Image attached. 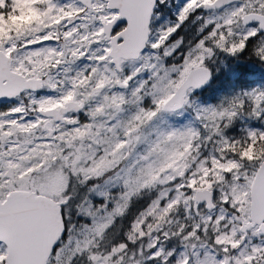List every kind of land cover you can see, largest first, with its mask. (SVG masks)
<instances>
[{"label": "snow or ice", "instance_id": "snow-or-ice-1", "mask_svg": "<svg viewBox=\"0 0 264 264\" xmlns=\"http://www.w3.org/2000/svg\"><path fill=\"white\" fill-rule=\"evenodd\" d=\"M0 264H264V0H0Z\"/></svg>", "mask_w": 264, "mask_h": 264}, {"label": "rangeland", "instance_id": "rangeland-1", "mask_svg": "<svg viewBox=\"0 0 264 264\" xmlns=\"http://www.w3.org/2000/svg\"><path fill=\"white\" fill-rule=\"evenodd\" d=\"M179 2H180V0H177V4H178ZM174 11H175L174 8L171 9V11H169V10H165V11L161 14V16H160L158 22H159V23H163V21H164L165 19H170L171 16L174 14ZM191 27H195V25H192V24H186V25H184L183 28H182V33L185 34L186 37H187L188 39H191V36H192V32H193V30L189 29V28H191ZM260 75H261L260 71L257 70V75H255V76H251V78H253V80L259 79V78H260ZM223 79H224V78H223L222 76H220L219 74H217V81L221 82ZM251 81H252V80H251ZM245 82H250V80L247 79V81H245ZM214 89H216V88H214ZM223 91H225V84H224V83L221 85V89H220L219 91H218V90H215L212 99H209V98H210V95L208 96V94H206V96H201L199 93H195V94H196L197 99H198L199 101H201V102H204V101H207V102H214V101L218 98L219 94L222 93ZM211 93H212V92H211ZM211 93H210V94H211ZM237 130H238V129H237Z\"/></svg>", "mask_w": 264, "mask_h": 264}, {"label": "trees", "instance_id": "trees-1", "mask_svg": "<svg viewBox=\"0 0 264 264\" xmlns=\"http://www.w3.org/2000/svg\"><path fill=\"white\" fill-rule=\"evenodd\" d=\"M194 28L195 27H191L189 29L194 30ZM247 79L250 80V81L253 80V78H251V77H248ZM223 83H224V79L221 82L217 81V79H216L211 84H209L208 87L204 91H201L199 94L201 96H206V94H208V96L210 95V98L209 99H212L215 90H218L219 91L221 89V85ZM214 88H216V89H214ZM81 191H83V190L81 189ZM138 207H139V203H137L136 205H133L132 209H130L129 218H130L131 213L134 212Z\"/></svg>", "mask_w": 264, "mask_h": 264}, {"label": "water", "instance_id": "water-1", "mask_svg": "<svg viewBox=\"0 0 264 264\" xmlns=\"http://www.w3.org/2000/svg\"><path fill=\"white\" fill-rule=\"evenodd\" d=\"M207 86H208V85L204 86V87L201 88V89H197V90H195V92L201 91V90L205 89Z\"/></svg>", "mask_w": 264, "mask_h": 264}, {"label": "flooded vegetation", "instance_id": "flooded-vegetation-1", "mask_svg": "<svg viewBox=\"0 0 264 264\" xmlns=\"http://www.w3.org/2000/svg\"><path fill=\"white\" fill-rule=\"evenodd\" d=\"M257 70H258V69H257ZM257 70H256V71H257ZM4 103H5V104H7L8 102H7V101H5Z\"/></svg>", "mask_w": 264, "mask_h": 264}]
</instances>
